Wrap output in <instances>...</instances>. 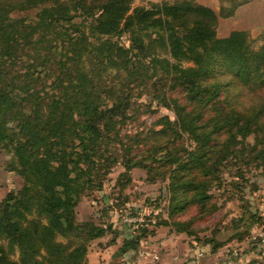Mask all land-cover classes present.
Wrapping results in <instances>:
<instances>
[{
	"label": "trees",
	"instance_id": "16d2710c",
	"mask_svg": "<svg viewBox=\"0 0 264 264\" xmlns=\"http://www.w3.org/2000/svg\"><path fill=\"white\" fill-rule=\"evenodd\" d=\"M14 6L38 10L14 17ZM217 22L212 8L193 0L152 8L128 0H0V148L11 156L6 170L23 179L0 200V264H88L89 241L112 228L74 222L85 185H100L94 169L119 162L126 180L140 168L148 182L166 181L173 217L214 210L210 189L230 154L247 146L263 158L264 106L231 111L229 76L264 92V47L253 49L241 29L219 37ZM123 35L128 45L119 42ZM150 86L174 118L123 129L151 108L138 102ZM192 219L173 223L185 231ZM135 230L120 255L153 234Z\"/></svg>",
	"mask_w": 264,
	"mask_h": 264
},
{
	"label": "rangeland",
	"instance_id": "374dc122",
	"mask_svg": "<svg viewBox=\"0 0 264 264\" xmlns=\"http://www.w3.org/2000/svg\"><path fill=\"white\" fill-rule=\"evenodd\" d=\"M176 1L128 0V3L130 7L152 8L163 2ZM193 1L206 6L211 2L222 24L226 19L222 13L230 11L236 3L239 6L251 1L253 8L239 11L234 20L238 21L237 27L247 31L253 49L264 47V18L254 15L260 12L264 0ZM21 7H12L14 10L10 15L32 18L38 10ZM221 23L217 22L219 37L231 29H224ZM119 42L129 44L126 35L120 37ZM156 88L150 86L141 90L143 94L138 102L146 103V106L153 102L151 108L139 114L136 120H128L123 129L134 131L151 126L163 115L174 118L170 109L157 106L152 99ZM139 108L144 109V105ZM156 127L160 128V125ZM247 141L252 143V136ZM10 160L7 151L0 148V168H6ZM219 171L221 181L210 189L215 204L211 213L196 212L192 207L183 214L169 217L166 181L148 182L145 171L140 168L131 169L129 180H126V175H122L124 167L119 162L109 170L94 169V181L100 185H85L74 207V222H111L112 228L89 241L85 255L88 264H264V244L256 238L260 232L264 233V156L260 158L250 154L247 146H243L221 162ZM237 172L242 174V178H235ZM22 183L23 179L14 173L12 190H18ZM190 217L194 219L190 224L186 223L185 231L181 230L184 226L173 223L174 220L183 221ZM160 219H166L169 224L155 226ZM134 229L137 234L144 229L153 231V234L142 238L135 250L120 255L119 247ZM237 234L243 236L240 241H237ZM216 242L223 245L214 249ZM0 244L5 245L6 241L0 239ZM11 257L17 258V253L11 254Z\"/></svg>",
	"mask_w": 264,
	"mask_h": 264
},
{
	"label": "clouds",
	"instance_id": "9594fccd",
	"mask_svg": "<svg viewBox=\"0 0 264 264\" xmlns=\"http://www.w3.org/2000/svg\"><path fill=\"white\" fill-rule=\"evenodd\" d=\"M234 81V87L230 89L231 102L229 108L239 115L250 114L254 109L264 106V92L253 90L250 85H244L233 76H229Z\"/></svg>",
	"mask_w": 264,
	"mask_h": 264
},
{
	"label": "crops",
	"instance_id": "0c3cea01",
	"mask_svg": "<svg viewBox=\"0 0 264 264\" xmlns=\"http://www.w3.org/2000/svg\"><path fill=\"white\" fill-rule=\"evenodd\" d=\"M251 1L250 2H247L246 4H244V5H239V6H236L235 8H234V10H233V13H234V15H229L228 17L226 16V17H224V18H226L225 20H224V22H223V24L221 23V20L220 21H218L219 23H221L222 24V26H223V28L225 29H228L229 27H231V29H229L230 31L229 32H227L226 34H224V35H222V37H224V36H227L232 30H236V29H238V30H243L244 28H241V27H237V23H238V21H236V20H234V18H235V16H237V13L239 12V11H248V10H250L251 8H253V6L251 5ZM208 5L207 6H209L210 8H212L214 11H216L217 9H216V7L215 6H213L212 4H211V2L210 3H207ZM216 6H217V4H216ZM254 12H256V11H254ZM255 16L256 15H259V16H261L262 18H264V3L262 4V6L260 7V12H258V13H255L254 14ZM230 17V18H229ZM223 20V19H222ZM249 27V26H248ZM247 27V28H248ZM14 186V173L13 172H10V171H7L6 170V168H4V167H1L0 168V200L5 196V194L7 193V191H9V190H11L12 188H14L13 187ZM226 246V245H225ZM237 246H239V244L237 243ZM225 248V247H224Z\"/></svg>",
	"mask_w": 264,
	"mask_h": 264
},
{
	"label": "built area",
	"instance_id": "2783aa9c",
	"mask_svg": "<svg viewBox=\"0 0 264 264\" xmlns=\"http://www.w3.org/2000/svg\"><path fill=\"white\" fill-rule=\"evenodd\" d=\"M256 238H257V240H258V242L260 244H264V233L263 232H260L259 235H258V237H256ZM255 243H257V242H255ZM234 253H236V250L234 251Z\"/></svg>",
	"mask_w": 264,
	"mask_h": 264
}]
</instances>
